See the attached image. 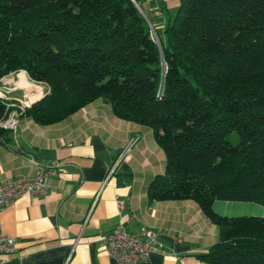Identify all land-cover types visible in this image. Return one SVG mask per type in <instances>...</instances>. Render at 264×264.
<instances>
[{
  "label": "trees",
  "instance_id": "16d2710c",
  "mask_svg": "<svg viewBox=\"0 0 264 264\" xmlns=\"http://www.w3.org/2000/svg\"><path fill=\"white\" fill-rule=\"evenodd\" d=\"M134 1L0 0V79L23 70L48 86L21 114L40 125L101 97L149 127L165 155L149 198L190 199L217 228L198 259L264 264V212L213 209L264 208V0H178L158 42Z\"/></svg>",
  "mask_w": 264,
  "mask_h": 264
},
{
  "label": "crops",
  "instance_id": "0c3cea01",
  "mask_svg": "<svg viewBox=\"0 0 264 264\" xmlns=\"http://www.w3.org/2000/svg\"><path fill=\"white\" fill-rule=\"evenodd\" d=\"M177 6L178 0L141 2L154 30L165 28ZM0 83L12 89L11 101L23 98L29 104L49 89L23 70ZM133 137L128 159L107 179L116 155ZM164 160L151 129L118 118L101 97L54 124L21 115L15 135L5 132L0 145V182L35 177L40 165L57 166L45 179L46 194H22L0 212V229L16 244L12 254H0V264H122L98 241L119 223L132 233L156 234L155 250L138 264H208L197 254L218 240V232L199 206L190 199L149 198L148 187L163 173ZM213 209L225 216L264 212L261 204L244 201L215 200Z\"/></svg>",
  "mask_w": 264,
  "mask_h": 264
},
{
  "label": "built area",
  "instance_id": "2783aa9c",
  "mask_svg": "<svg viewBox=\"0 0 264 264\" xmlns=\"http://www.w3.org/2000/svg\"><path fill=\"white\" fill-rule=\"evenodd\" d=\"M135 4L138 9L143 12L139 3L135 2ZM148 25L153 39H157L155 30L149 20ZM11 91V88H7L0 83V102L5 107V114L0 119V128L15 135L19 125V117L29 106V102L27 99L23 98L15 99L16 102L11 101L9 97ZM135 141L136 138H131L116 155L107 179L111 177L121 162L128 159ZM56 166L57 164L38 166V173L32 178L23 177L1 181L0 212L22 194L33 196L46 194L49 190V185L45 179L48 175L54 174ZM122 204L123 202L121 200H117L118 207H122ZM98 241L100 248H102L106 254L114 260L122 264H138L141 261H147L150 254L155 250L156 234L149 229H143L140 234L132 233L127 231L124 226L119 223L110 231L99 234ZM15 249V239L2 232L0 229V254H12Z\"/></svg>",
  "mask_w": 264,
  "mask_h": 264
},
{
  "label": "rangeland",
  "instance_id": "374dc122",
  "mask_svg": "<svg viewBox=\"0 0 264 264\" xmlns=\"http://www.w3.org/2000/svg\"><path fill=\"white\" fill-rule=\"evenodd\" d=\"M175 12H176V9H175V11L173 12L172 17L174 16ZM155 34H156V32H155ZM156 38H157V35H156ZM155 41L158 42V39H155ZM228 139H229L232 143L237 142V140H238V135H237V133L234 132V131L231 132V133L229 134V136H228Z\"/></svg>",
  "mask_w": 264,
  "mask_h": 264
},
{
  "label": "water",
  "instance_id": "95a60500",
  "mask_svg": "<svg viewBox=\"0 0 264 264\" xmlns=\"http://www.w3.org/2000/svg\"><path fill=\"white\" fill-rule=\"evenodd\" d=\"M140 11V10H139ZM141 12V11H140ZM142 13V15H143V17L145 18V20H146V22H147V24H148V19L145 17V15L143 14V12H141ZM117 182H118V184L119 185H121V179L118 177L117 178Z\"/></svg>",
  "mask_w": 264,
  "mask_h": 264
}]
</instances>
